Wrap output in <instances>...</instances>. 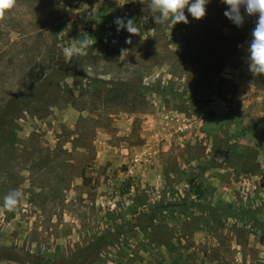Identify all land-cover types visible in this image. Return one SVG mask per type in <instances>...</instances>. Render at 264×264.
<instances>
[{"label":"rangeland","instance_id":"1","mask_svg":"<svg viewBox=\"0 0 264 264\" xmlns=\"http://www.w3.org/2000/svg\"><path fill=\"white\" fill-rule=\"evenodd\" d=\"M206 7L173 28L147 0L4 10L0 111L16 91L36 99L0 133V264H264V74L247 51L258 15L237 27L220 0ZM84 38L87 55L68 61Z\"/></svg>","mask_w":264,"mask_h":264},{"label":"clouds","instance_id":"2","mask_svg":"<svg viewBox=\"0 0 264 264\" xmlns=\"http://www.w3.org/2000/svg\"><path fill=\"white\" fill-rule=\"evenodd\" d=\"M209 3L210 0H147V6L154 22L167 24L171 28L178 22L189 23L185 9L196 20L204 18L207 13L206 6ZM220 3L227 5L223 15L237 27L243 25L245 15H258L255 27L252 30V39L247 49L248 65L249 71L254 75L264 74V0H220ZM14 5L15 0H0V16L4 14V10L10 9ZM242 8L244 10L243 14L241 12ZM147 19L148 17H145V22H147ZM114 24L117 32L124 29L134 35L140 34V27L133 18L116 17ZM125 43H132L130 36L126 38ZM92 45L87 38L75 39L74 43L63 49V53L68 61H71L74 56L87 55V51ZM22 195L21 191H10L3 198V210L7 212L15 211Z\"/></svg>","mask_w":264,"mask_h":264},{"label":"trees","instance_id":"3","mask_svg":"<svg viewBox=\"0 0 264 264\" xmlns=\"http://www.w3.org/2000/svg\"><path fill=\"white\" fill-rule=\"evenodd\" d=\"M44 75L45 69L43 67L38 69L30 68V70L28 71V76L31 78L33 84L43 83L42 81ZM131 84L132 83L128 81H119L114 83V86L124 88L130 87ZM36 93H39L38 90ZM31 95L32 91L28 89L25 91H16L9 99L6 100L5 104L3 105L0 111V133L5 127L8 126L10 119L13 117V115L25 108L28 103L36 99ZM191 181H193V179H191ZM193 193L196 199L202 198L203 192L201 190V184H196V189L193 190Z\"/></svg>","mask_w":264,"mask_h":264}]
</instances>
